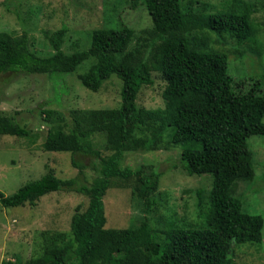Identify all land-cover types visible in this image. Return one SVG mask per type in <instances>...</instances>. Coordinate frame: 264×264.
<instances>
[{
    "label": "trees",
    "instance_id": "1",
    "mask_svg": "<svg viewBox=\"0 0 264 264\" xmlns=\"http://www.w3.org/2000/svg\"><path fill=\"white\" fill-rule=\"evenodd\" d=\"M135 1L131 0L132 4ZM140 1L160 40L151 53L152 63L146 59L136 64L116 62L115 54L125 51L132 35L127 25L95 29L87 49L68 54L61 47L66 32L62 26L45 33L53 50L46 56L30 49L26 31L17 35L0 32V75L47 74L54 82L55 74L72 73L83 61L92 59L88 69L77 75L84 87L97 92L112 74L122 81L118 107H74L68 113L46 107L53 101L61 104L63 92L41 107L40 115L51 125L42 149L70 152V163L78 172L90 166L96 175L91 182H80L78 175L61 178L51 169L11 194L0 191L2 207L34 204L41 196L59 190L87 197L86 207L81 210L77 206L72 214L69 232L42 233L39 253L24 261L16 256L14 264H232L233 244L261 241L262 216L243 211V200L234 192L237 182L255 177L247 140L251 135H264V89L236 91L227 72V53L207 44L212 32L233 38L237 52L248 41L261 51L252 22V15L259 11L257 5L229 0L217 11L202 12L191 7L198 0H188V4L183 0ZM153 70L164 81V104L156 108L137 106L138 91L152 84ZM93 133L104 136L109 154L102 155L92 145ZM2 134L31 142L36 139L30 128L0 110ZM176 146L180 156L163 161L160 169L152 164L137 169L120 167L124 152ZM76 155L93 158L84 164ZM178 167L187 175L208 173L213 177L206 224L155 228L148 218L156 204L151 193L165 170ZM131 179L136 181L142 200L143 219L135 226L106 228V191ZM197 198L201 203V189Z\"/></svg>",
    "mask_w": 264,
    "mask_h": 264
},
{
    "label": "rangeland",
    "instance_id": "2",
    "mask_svg": "<svg viewBox=\"0 0 264 264\" xmlns=\"http://www.w3.org/2000/svg\"><path fill=\"white\" fill-rule=\"evenodd\" d=\"M198 1L191 6L193 9L213 12L229 0ZM243 1L255 3L259 9L252 15V22L256 28L255 39L261 42V51L254 42L248 41L237 52L233 38L212 32L207 44L227 53V72L234 79L233 87L236 91L244 92L252 87L264 89V0ZM183 2L188 4V0ZM121 25L131 27L132 35L125 51L115 54L116 62L129 60L131 64H136L140 59H146L152 63L151 53L160 40L153 32L151 18L140 0L134 4L131 0H0V32L17 35L26 31L30 49L42 56L53 53L45 33L62 26L66 27V32L61 47L68 54L87 49L95 29L118 28ZM91 63L92 59H88L72 73L61 74V77L55 74L54 82L47 74L0 75V110L30 128L36 136L31 142L24 137L0 135V191L5 195L51 169L61 178L78 175L80 182H91L95 177L96 171L90 166L78 172L79 169L70 163V152L45 151L41 146L51 125L40 115V109L45 101L53 99L55 95L65 93L59 98L61 104L53 101L46 107L65 113L74 107L101 109L120 105L122 81L115 74L105 80L97 92L84 87L77 78ZM151 78L152 84L143 85L138 91L137 106H163L161 92L164 81L155 70L151 72ZM5 82L7 84L3 86ZM247 141L256 166L255 177L251 181L237 182L234 194L242 198L243 211L262 216V238L259 243L233 244L232 264H264V135H251ZM91 142L102 155L110 153L104 147L102 134L93 133ZM179 156L177 146L147 152L128 151L123 153L120 167L137 169L140 165L152 164L160 169V163ZM92 158L76 155V160L84 164ZM212 178L208 173L187 175L179 167L165 170L158 179L157 188L151 193L156 199L153 211L148 214L152 225L158 229L204 226ZM118 183L122 186L108 188L104 197L106 228L135 226L144 217L141 212L142 200L135 188L136 181L131 179ZM198 189H201V203H198ZM86 205V196L64 190L45 194L34 204L0 205V264L3 261L14 264L16 256L24 261L37 255L42 245L41 234L47 231L69 232L70 219L76 207L83 210Z\"/></svg>",
    "mask_w": 264,
    "mask_h": 264
}]
</instances>
